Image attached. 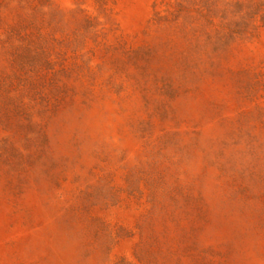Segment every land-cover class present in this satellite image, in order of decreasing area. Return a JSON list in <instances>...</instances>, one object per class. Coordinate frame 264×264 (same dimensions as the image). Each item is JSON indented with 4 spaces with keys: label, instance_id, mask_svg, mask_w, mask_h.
<instances>
[{
    "label": "rangeland",
    "instance_id": "374dc122",
    "mask_svg": "<svg viewBox=\"0 0 264 264\" xmlns=\"http://www.w3.org/2000/svg\"><path fill=\"white\" fill-rule=\"evenodd\" d=\"M0 264H264V0H0Z\"/></svg>",
    "mask_w": 264,
    "mask_h": 264
}]
</instances>
